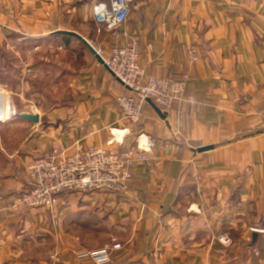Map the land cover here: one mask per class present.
<instances>
[{
  "label": "crops",
  "instance_id": "obj_1",
  "mask_svg": "<svg viewBox=\"0 0 264 264\" xmlns=\"http://www.w3.org/2000/svg\"><path fill=\"white\" fill-rule=\"evenodd\" d=\"M101 4L0 0V38L57 46V81L68 82L52 109L36 99L40 109L29 112L39 121L26 120L20 148L0 153V264H90L77 255L113 243L122 248L109 264H264V0H131L125 29L145 75L188 78L165 119L147 102L137 124L124 123L117 104L128 90L60 33L108 57L119 43L95 20ZM139 135L155 147L125 193H68L53 210L14 204L27 165L53 147L112 141L125 151Z\"/></svg>",
  "mask_w": 264,
  "mask_h": 264
},
{
  "label": "built area",
  "instance_id": "obj_2",
  "mask_svg": "<svg viewBox=\"0 0 264 264\" xmlns=\"http://www.w3.org/2000/svg\"><path fill=\"white\" fill-rule=\"evenodd\" d=\"M95 12L99 26L122 44L111 47L108 57H103L110 72L128 90L117 98L122 120L126 124H137L143 118L144 107L150 99L163 113L168 114L183 100L187 76L175 81L169 78L146 76L140 63V45L128 37L125 25L131 13V0H103ZM117 41V43H118ZM101 55V51L97 50ZM96 145H58L44 157L33 159L27 165L28 186L17 197L15 205L21 209L56 208L63 195L82 191H106L122 194L127 191L134 178L136 164L146 162L155 147V140L139 135L135 144L125 151ZM225 245L231 244L227 234L219 237ZM120 243H113L94 250L81 252L79 260L90 264H109L112 253L120 250Z\"/></svg>",
  "mask_w": 264,
  "mask_h": 264
},
{
  "label": "rangeland",
  "instance_id": "obj_3",
  "mask_svg": "<svg viewBox=\"0 0 264 264\" xmlns=\"http://www.w3.org/2000/svg\"><path fill=\"white\" fill-rule=\"evenodd\" d=\"M96 1L105 3L103 0ZM24 40L25 37L0 38V93L2 94L0 103L8 101L11 111L14 112L10 120L0 118V153L2 154L20 148L28 135L25 129L26 120L20 118V113H30L29 111H34L37 106L40 109L38 104L41 103L36 100L39 98L45 103L42 109L48 111L52 109L50 104L57 98H63L68 91V82L65 79L62 82L57 81L60 74L57 67V46L45 47L44 43ZM112 40L116 39L112 37ZM104 43L108 45L110 42ZM118 43L122 44L120 41ZM36 46H43L45 49L44 51L35 49ZM42 53L50 55L49 61L40 60ZM2 156L4 155L0 154V171L7 163ZM86 192L93 191L78 193Z\"/></svg>",
  "mask_w": 264,
  "mask_h": 264
},
{
  "label": "water",
  "instance_id": "obj_4",
  "mask_svg": "<svg viewBox=\"0 0 264 264\" xmlns=\"http://www.w3.org/2000/svg\"><path fill=\"white\" fill-rule=\"evenodd\" d=\"M60 33L61 34H66V35H70V36H74V37L78 38L79 40H81L89 48V50L97 57V59L100 61V63L103 64L107 68L103 57L90 44V42L87 41L86 39H84L81 35H79L78 33H75V32H64V31H61ZM111 74L114 76V74L112 72H111ZM147 102L151 103V105L154 107V109L156 110V112L158 113V115L162 119H165L167 117V114L163 113L161 111V109L156 104H154V102L152 100L149 99ZM19 116H20V118L25 119V120H29V121H33V122H38L39 121V116L37 114L20 113ZM209 149H212V148L211 147H203V148H199L198 151L199 152H203V151H207Z\"/></svg>",
  "mask_w": 264,
  "mask_h": 264
},
{
  "label": "bare ground",
  "instance_id": "obj_5",
  "mask_svg": "<svg viewBox=\"0 0 264 264\" xmlns=\"http://www.w3.org/2000/svg\"><path fill=\"white\" fill-rule=\"evenodd\" d=\"M1 95L2 94L0 93V97H1ZM11 109L12 108L10 107V104L8 101L5 100V101L1 102L0 103V118H5L7 120H10L12 113H14L11 111Z\"/></svg>",
  "mask_w": 264,
  "mask_h": 264
}]
</instances>
